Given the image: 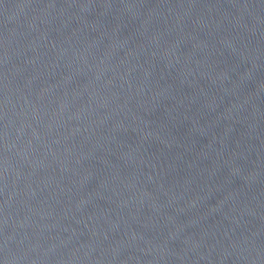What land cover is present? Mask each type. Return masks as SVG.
<instances>
[{"label": "water", "instance_id": "water-1", "mask_svg": "<svg viewBox=\"0 0 264 264\" xmlns=\"http://www.w3.org/2000/svg\"><path fill=\"white\" fill-rule=\"evenodd\" d=\"M0 264H264V0H0Z\"/></svg>", "mask_w": 264, "mask_h": 264}]
</instances>
